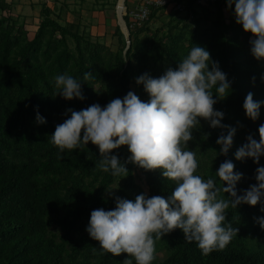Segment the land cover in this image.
I'll return each instance as SVG.
<instances>
[{"label":"trees","instance_id":"trees-1","mask_svg":"<svg viewBox=\"0 0 264 264\" xmlns=\"http://www.w3.org/2000/svg\"><path fill=\"white\" fill-rule=\"evenodd\" d=\"M177 1L185 3L186 11L173 12L159 27L152 23L166 8L155 9L150 20L137 28L130 27V17L124 15L130 45L127 48L116 25L119 47L113 49L79 23L61 22L46 2L31 36L8 0H0V264H123L127 254L101 255L99 242L86 231L93 210L115 208V199L105 188L113 189L114 196L134 200L142 193L167 198L174 186L159 170L145 171L132 164L126 165L127 177H113L96 167L99 150L91 142L59 153L50 135L68 118L69 108L79 111L94 103L103 107L129 91L147 102L149 96L136 78L145 73L158 78L167 68L175 69L192 46L206 48L231 81L230 94L214 108L224 113L222 124L236 128L224 156L216 141L227 130L200 121L188 143L196 154V174L214 177L220 164L230 160L234 172L243 174L236 185L238 195L257 183L256 169L264 166V156L257 165L250 158L236 160L235 152L247 136L259 140L264 103L256 121L246 117L243 103L249 92L264 102V60L251 54V33L236 23L234 4L229 9L226 0L202 6L196 0ZM86 72L92 76L84 80ZM65 73L81 81L83 100L57 95L55 77ZM37 113L46 123H37ZM112 154L121 162L130 155L126 146ZM260 207L241 204L226 210L227 220L239 231L224 250L204 256L176 229L156 242L152 264H264V230L256 222L264 217Z\"/></svg>","mask_w":264,"mask_h":264},{"label":"clouds","instance_id":"clouds-1","mask_svg":"<svg viewBox=\"0 0 264 264\" xmlns=\"http://www.w3.org/2000/svg\"><path fill=\"white\" fill-rule=\"evenodd\" d=\"M226 3L229 9L234 4L236 23L254 37L250 40L251 54L257 61L264 60V0ZM91 76L86 72L83 78ZM135 82L143 85L149 96L147 102L129 91L103 107L94 103L79 111L69 108L65 112L68 118L56 125L50 143L64 153L91 142L99 150L96 167L103 172L125 178L129 175L127 164L145 171L159 170L174 188L167 198L142 193L134 200L114 196L113 189L105 188L106 194L114 197L115 208L93 210L87 233L99 242L101 255L127 254L123 264H152L156 242L176 229L182 230L186 242H195L204 256L224 250L239 231L227 220V209L261 204L260 211L264 212V166L256 169L257 183L238 195L236 185L243 174L234 172L235 165L225 160L214 177L205 179L196 174V154L189 150L188 143L194 139L193 130H198L204 120L213 129L227 130V135L222 132L216 141L220 154L227 156L236 128L221 123L224 113L214 105L230 94L231 81L219 63L211 60L206 48L192 46L175 69L167 68L158 78L145 73ZM55 88L65 100L84 99L81 81L67 73L55 77ZM261 103L264 102L253 99L251 92L247 94L243 108L248 119L259 118ZM36 121L46 123L39 113ZM258 133L259 140L247 136V142L235 152L236 160L250 158L260 164L264 156V124ZM122 146L130 153L123 162L112 154ZM256 222L264 230V217Z\"/></svg>","mask_w":264,"mask_h":264},{"label":"rangeland","instance_id":"rangeland-1","mask_svg":"<svg viewBox=\"0 0 264 264\" xmlns=\"http://www.w3.org/2000/svg\"><path fill=\"white\" fill-rule=\"evenodd\" d=\"M59 4L54 9V17L61 22L79 23L82 30L90 32L94 39H99L107 43L113 49L119 47L118 37L114 36L116 25H118V16L116 7L120 8L121 0H57ZM118 3V4H117ZM127 5V4H126ZM173 12V9L158 11L152 23L153 27H159L167 22ZM123 15L125 14L123 10ZM182 13V12H178ZM26 14V13H25ZM20 16L21 22H26V15ZM31 23H27L30 35L33 36L40 22V16H29ZM125 36V35H124ZM138 182H142L139 178Z\"/></svg>","mask_w":264,"mask_h":264},{"label":"built area","instance_id":"built-area-1","mask_svg":"<svg viewBox=\"0 0 264 264\" xmlns=\"http://www.w3.org/2000/svg\"><path fill=\"white\" fill-rule=\"evenodd\" d=\"M125 1L127 0H124L123 3L124 15H129L131 22L130 27L132 28H137L147 23L155 9L171 8L179 12L186 11L185 3L177 0H133L134 4L131 6L126 5ZM216 1L217 0H196V5H212ZM250 39L252 40L254 37L251 35Z\"/></svg>","mask_w":264,"mask_h":264},{"label":"crops","instance_id":"crops-1","mask_svg":"<svg viewBox=\"0 0 264 264\" xmlns=\"http://www.w3.org/2000/svg\"><path fill=\"white\" fill-rule=\"evenodd\" d=\"M45 2L52 9L57 8V6L59 4V1H57V0H8V3H10L11 10H12L14 15L21 16L22 14L26 13L25 15L27 16L26 17L27 23L32 22V18H30L29 16H31V17L38 16V15L40 16V11H41L42 5ZM125 4H127L128 6H131L134 4V1L133 0H127V1H125ZM168 9L171 10V8H166L165 10H168ZM118 25H119V22H118Z\"/></svg>","mask_w":264,"mask_h":264},{"label":"water","instance_id":"water-1","mask_svg":"<svg viewBox=\"0 0 264 264\" xmlns=\"http://www.w3.org/2000/svg\"><path fill=\"white\" fill-rule=\"evenodd\" d=\"M116 11H117V16H118V22H119V25L121 27L123 34L125 35V39L127 41V48H128L130 45V31H129V28H128L126 21L124 19L123 13L121 11H119L118 5L116 7Z\"/></svg>","mask_w":264,"mask_h":264},{"label":"bare ground","instance_id":"bare-ground-1","mask_svg":"<svg viewBox=\"0 0 264 264\" xmlns=\"http://www.w3.org/2000/svg\"><path fill=\"white\" fill-rule=\"evenodd\" d=\"M123 3H124V0H121L120 1V8H119V11H123V8H124V5H123Z\"/></svg>","mask_w":264,"mask_h":264}]
</instances>
